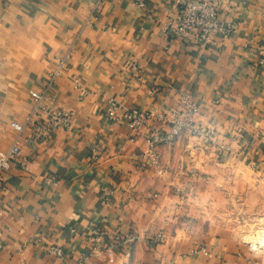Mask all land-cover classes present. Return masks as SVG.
Segmentation results:
<instances>
[{"label":"crops","instance_id":"obj_1","mask_svg":"<svg viewBox=\"0 0 264 264\" xmlns=\"http://www.w3.org/2000/svg\"><path fill=\"white\" fill-rule=\"evenodd\" d=\"M175 12L173 0H0V151L18 139L27 157L3 173L0 264H264V244L213 215L264 182V0H227L235 28L205 44L171 35ZM65 55L51 109L71 113L68 125L41 114L45 137L18 134L30 90ZM185 95L200 135L150 148L166 124L132 131L120 116L182 109ZM93 228L135 233L131 255L89 254Z\"/></svg>","mask_w":264,"mask_h":264},{"label":"built area","instance_id":"obj_2","mask_svg":"<svg viewBox=\"0 0 264 264\" xmlns=\"http://www.w3.org/2000/svg\"><path fill=\"white\" fill-rule=\"evenodd\" d=\"M131 1L138 8H144L149 0ZM173 2L176 6V12L168 20L167 27L174 37L193 38L198 44H205L210 42L216 33H221L223 36H226L235 28V23H227L221 17L222 8L226 5L227 0H173ZM56 63V67L50 72L49 78L43 87L41 89L30 90L33 103L25 123H11L18 134L22 133L26 126H31L40 137H45L47 125H39L35 121V118L40 117L41 114L50 117L48 119L50 124L68 125L71 113L66 111H53L51 109V103L55 99L53 90L55 78L67 69V55L58 58ZM133 69L136 70L137 66L133 65ZM182 100V109L167 108L159 110L155 108H134L124 111L120 116L132 131H137L147 126L152 120L166 124L167 130L160 133L156 132L153 135L150 140V148L158 142L170 143L182 133L191 135L202 134L205 132L204 128L198 126L194 120V115L198 109L197 104L186 95ZM109 115L116 118L113 108H109ZM208 130L210 131V129ZM15 159H19L22 165H26L27 157L22 153V147L18 139L6 150L0 151V194L3 185V173L11 168ZM157 173H161V169L158 168ZM46 182L55 183V179L48 177ZM91 233L100 239L101 242L91 247L89 254L92 255H98L102 251H111L117 245H124L127 248L125 255L130 256L131 251L129 246L137 238V235L133 232L125 234L114 232L110 234L103 230L93 228L91 229ZM161 238V233H157L153 240L155 242ZM48 251L58 259H62L64 256L62 247L58 245L49 246Z\"/></svg>","mask_w":264,"mask_h":264},{"label":"rangeland","instance_id":"obj_3","mask_svg":"<svg viewBox=\"0 0 264 264\" xmlns=\"http://www.w3.org/2000/svg\"><path fill=\"white\" fill-rule=\"evenodd\" d=\"M213 215L228 222L237 235L264 244V182L244 196L223 199Z\"/></svg>","mask_w":264,"mask_h":264},{"label":"bare ground","instance_id":"obj_4","mask_svg":"<svg viewBox=\"0 0 264 264\" xmlns=\"http://www.w3.org/2000/svg\"><path fill=\"white\" fill-rule=\"evenodd\" d=\"M262 240H264V239H262Z\"/></svg>","mask_w":264,"mask_h":264}]
</instances>
